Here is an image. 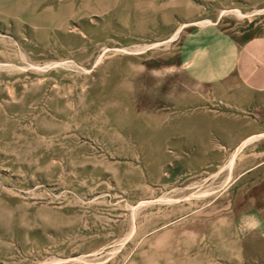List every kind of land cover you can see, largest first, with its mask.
Instances as JSON below:
<instances>
[{
    "label": "rangeland",
    "instance_id": "374dc122",
    "mask_svg": "<svg viewBox=\"0 0 264 264\" xmlns=\"http://www.w3.org/2000/svg\"><path fill=\"white\" fill-rule=\"evenodd\" d=\"M111 2L0 0V264H223L206 231L264 188L239 179L264 93L179 51L259 34L264 0Z\"/></svg>",
    "mask_w": 264,
    "mask_h": 264
},
{
    "label": "crops",
    "instance_id": "0c3cea01",
    "mask_svg": "<svg viewBox=\"0 0 264 264\" xmlns=\"http://www.w3.org/2000/svg\"><path fill=\"white\" fill-rule=\"evenodd\" d=\"M117 2L112 0L111 10ZM179 52L181 65H186V75L194 84L216 85L235 79L243 87L264 93V28L247 37L228 32L218 22L202 24L182 38ZM246 140L255 145L254 155L262 160L248 166L239 179H260L262 184L264 127ZM258 186L252 194L246 195L250 191L246 189L242 194L245 203L238 210H230L207 227L210 244L222 254L223 264H264V188Z\"/></svg>",
    "mask_w": 264,
    "mask_h": 264
},
{
    "label": "bare ground",
    "instance_id": "6f19581e",
    "mask_svg": "<svg viewBox=\"0 0 264 264\" xmlns=\"http://www.w3.org/2000/svg\"><path fill=\"white\" fill-rule=\"evenodd\" d=\"M247 144V143H246ZM245 144H243V146H244ZM232 162V161H231Z\"/></svg>",
    "mask_w": 264,
    "mask_h": 264
}]
</instances>
